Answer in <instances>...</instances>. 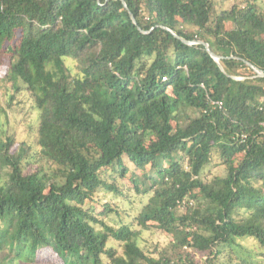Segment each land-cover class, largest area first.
I'll return each instance as SVG.
<instances>
[{
	"label": "trees",
	"instance_id": "obj_1",
	"mask_svg": "<svg viewBox=\"0 0 264 264\" xmlns=\"http://www.w3.org/2000/svg\"><path fill=\"white\" fill-rule=\"evenodd\" d=\"M223 5L0 0L40 115L36 146L0 139V264H264V8Z\"/></svg>",
	"mask_w": 264,
	"mask_h": 264
},
{
	"label": "rangeland",
	"instance_id": "obj_2",
	"mask_svg": "<svg viewBox=\"0 0 264 264\" xmlns=\"http://www.w3.org/2000/svg\"><path fill=\"white\" fill-rule=\"evenodd\" d=\"M235 1L223 0L224 8H230ZM257 1L264 8V0ZM8 67L9 62L7 60L0 65V139H5L9 135L17 142H25L36 146L35 142L40 126L39 111L35 106L33 96L26 89H22L23 83L20 80L16 84H19L21 89L17 91L15 81L6 79ZM206 170L207 174H224L225 172L224 167L217 166L215 163L208 166ZM130 195V197L124 199L111 198V196L105 197L104 201H111L113 206L119 207L128 214L134 212L140 206L139 202L132 201V199H139L137 193L132 191ZM170 239V236L163 234L160 229L153 228L143 232L142 243L146 248L154 250L156 247L160 249L165 246ZM238 254L245 257L243 251ZM39 258V262H47L49 258H52V255H48V252L41 249ZM198 258L201 262H204L207 256L198 254ZM237 261L238 259H235V262Z\"/></svg>",
	"mask_w": 264,
	"mask_h": 264
},
{
	"label": "water",
	"instance_id": "obj_3",
	"mask_svg": "<svg viewBox=\"0 0 264 264\" xmlns=\"http://www.w3.org/2000/svg\"><path fill=\"white\" fill-rule=\"evenodd\" d=\"M124 1V0H123ZM132 18L134 20V22L136 23V18L134 17V15H132ZM186 41V40H185ZM187 42V41H186ZM200 43L204 44L207 48V50L211 53V55L216 59L219 60L221 57L219 55H217L213 50L210 49V46L208 43L204 42V41H199ZM251 64V63H250ZM257 72H259L260 75H264L263 71L256 69Z\"/></svg>",
	"mask_w": 264,
	"mask_h": 264
},
{
	"label": "built area",
	"instance_id": "obj_4",
	"mask_svg": "<svg viewBox=\"0 0 264 264\" xmlns=\"http://www.w3.org/2000/svg\"><path fill=\"white\" fill-rule=\"evenodd\" d=\"M166 78V77H165ZM214 104H219L220 106L222 105L221 101H213Z\"/></svg>",
	"mask_w": 264,
	"mask_h": 264
}]
</instances>
